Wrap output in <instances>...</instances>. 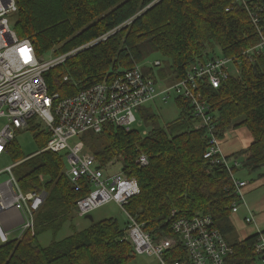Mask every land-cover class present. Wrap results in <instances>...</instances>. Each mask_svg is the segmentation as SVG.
I'll return each mask as SVG.
<instances>
[{
    "label": "trees",
    "instance_id": "obj_1",
    "mask_svg": "<svg viewBox=\"0 0 264 264\" xmlns=\"http://www.w3.org/2000/svg\"><path fill=\"white\" fill-rule=\"evenodd\" d=\"M264 6V0H247ZM16 14L11 26L19 39H28L38 56L58 57L74 50L63 64L44 74L50 94L61 99L78 94L135 64L160 58L161 79L177 82L196 63L220 55L234 59L236 71L217 89H202L215 117L221 141L229 130L245 128L249 146L227 158L241 159L242 168L264 179V50L246 51L261 42L243 5L236 0H14ZM264 35V9L260 13ZM88 47L87 49H84ZM151 74L146 71L145 74ZM67 77V80H64ZM179 117L160 125L147 110L144 129L106 124L99 133L87 131L80 137L96 168L108 177L122 173L136 181L139 194L125 206V212L142 225L153 240L173 238L171 223L176 218L209 216L221 232L231 230L232 204L237 200L227 171L203 158L208 148L205 129H195L191 108L176 99ZM148 106V105H147ZM145 107V106H144ZM27 131L40 142L37 152L24 156L16 142L6 154L23 167L15 178L23 193L45 191L47 197L34 215V234L23 232L0 245V264H127L134 257L127 230L110 218L77 230L41 246L39 234L56 235L66 222L77 216V201L86 191L75 192L64 154L45 151L48 136L38 123ZM37 131V132H35ZM143 131H146L143 134ZM140 156L148 164L138 165ZM119 165L116 173L111 170ZM172 212L175 216L172 218ZM78 217V216H77ZM79 218V217H78ZM86 218V217H84ZM264 232V230H263ZM257 235L230 246L226 264H261L254 252ZM169 261L186 262L185 251L176 244Z\"/></svg>",
    "mask_w": 264,
    "mask_h": 264
},
{
    "label": "built area",
    "instance_id": "obj_2",
    "mask_svg": "<svg viewBox=\"0 0 264 264\" xmlns=\"http://www.w3.org/2000/svg\"><path fill=\"white\" fill-rule=\"evenodd\" d=\"M236 1L243 5L262 39L259 45L243 54L263 51L260 13L264 6L248 3L247 0ZM16 11L14 0H0V121H4L0 127V158L6 154L16 134L27 131L30 121L37 118L48 136L44 150L64 154L67 175L75 192L86 191L76 203L78 217H87L113 202L127 216L123 240L131 243L135 255L154 257L157 264H226L232 248L209 216L176 218L171 223L173 238L153 240L149 233L143 231L142 225L125 212L128 202L139 194L136 181L122 173L104 176L79 139L87 131L99 133L106 124L130 131L137 123L136 113L141 107L151 105L156 100L166 103L171 98L183 99L191 108L194 128L207 131L208 148L203 158L212 165L223 167L231 178L237 195L231 212L238 213L240 204L247 207L242 190L248 182L234 177V172L242 167V163L222 153L221 141L216 135L215 117L202 93L206 86L217 89L232 71H236L238 64L234 59L215 57L204 63H196L177 82L154 75L153 71L160 67V61L142 66L135 64L129 70L106 77L76 95L61 99L59 94L49 93L44 74L63 64L79 49L58 57L38 56L32 43L28 39H19L12 29L11 19ZM22 50H26V53ZM25 55L30 57L28 62H25ZM146 71H151V74H145ZM70 141L73 143L70 144ZM137 163L145 167L148 161L145 156H140ZM6 172L9 178L0 183V245L9 241V233L14 230L7 227L9 222L3 219L4 215L10 212L19 215L20 232L33 235L34 215L47 197L45 191L23 193L12 175L11 167ZM247 212L245 223L255 225L252 212L249 209ZM174 216L172 212V218ZM256 235L254 252L260 258V263L264 264V232L258 231ZM176 244H180L185 251L186 262L169 261V251Z\"/></svg>",
    "mask_w": 264,
    "mask_h": 264
},
{
    "label": "rangeland",
    "instance_id": "obj_3",
    "mask_svg": "<svg viewBox=\"0 0 264 264\" xmlns=\"http://www.w3.org/2000/svg\"><path fill=\"white\" fill-rule=\"evenodd\" d=\"M48 56L53 55L51 52L46 54ZM220 52L218 48L214 47V52L210 56H219ZM160 57L158 55H153L150 59L145 60L142 63H139L140 66L146 64H152L155 60H158ZM154 75L160 78V71L158 68H155L153 71ZM143 114H146V111H152L159 120L160 125H165L176 120L179 117V108L177 107L175 100L171 98L166 103L156 100L153 104L143 107ZM137 123L134 124L133 129H144L145 125L143 119L140 118L139 113H136ZM35 118L33 121H30V126H34L38 123ZM4 124V121H0V127ZM43 128V127H42ZM37 132V131H35ZM16 142L20 147L22 154L24 156L31 155L38 151L40 142L35 139V135L31 131H21L16 134ZM251 142V137L245 128H239L238 130H229L224 135V138L221 140L220 148L222 153L225 155L237 154L245 150ZM73 141H70L72 144ZM240 161H242L239 158ZM20 162L15 163L10 160L7 156L0 158V183L4 182L9 178V174L6 172L8 167H11L12 175L16 178L21 172L23 167H19ZM119 168V165H116L111 172L116 173ZM234 177L236 179L248 182V185L242 190V195L247 207L250 209L252 214L255 216V220L261 229H264V179L259 178V173H249L244 168H239L234 172ZM248 215L245 207H242L240 204L238 207V213L231 214L230 225L231 230L225 231L222 233L226 243L229 246L234 245L237 242L243 241L251 235L257 234V228L253 224H246L244 218ZM88 218H74L66 222L61 230L53 235L50 231L39 234L36 241L39 242L41 246H48L53 241H59L72 234L70 225L76 227V229L82 230L88 228L94 223H97L102 220L113 218L117 220L120 226L124 227L125 223H128L126 214L120 209L119 206L113 202L108 203L101 208L93 211ZM3 219L9 223L16 224L20 222L19 218H14L11 214H7ZM14 234L11 238H19L21 231V225L15 228ZM261 232V231H260ZM10 239V238H9ZM127 264H157V260L154 257L147 255L138 256L134 255Z\"/></svg>",
    "mask_w": 264,
    "mask_h": 264
},
{
    "label": "crops",
    "instance_id": "obj_4",
    "mask_svg": "<svg viewBox=\"0 0 264 264\" xmlns=\"http://www.w3.org/2000/svg\"><path fill=\"white\" fill-rule=\"evenodd\" d=\"M225 156H229V155H227V154H225ZM247 209H249L248 207H246V211H247ZM249 211H250V209H249ZM251 212V211H250ZM7 214H11L14 218H19L20 219V217H19V215H16L15 213H12V212H10V213H7ZM7 214H5V215H7ZM4 215V216H5ZM253 216H254V214H253ZM254 218H255V216H254ZM17 226H20V222H17L16 224H13V223H7V227L9 228V229H15ZM255 227L257 228V232L258 231H263L264 229H261L260 228V226L257 224V222H256V220H255Z\"/></svg>",
    "mask_w": 264,
    "mask_h": 264
},
{
    "label": "snow or ice",
    "instance_id": "obj_5",
    "mask_svg": "<svg viewBox=\"0 0 264 264\" xmlns=\"http://www.w3.org/2000/svg\"><path fill=\"white\" fill-rule=\"evenodd\" d=\"M26 53V50H22ZM30 59V57H28L27 55H25V62H28V60Z\"/></svg>",
    "mask_w": 264,
    "mask_h": 264
},
{
    "label": "water",
    "instance_id": "obj_6",
    "mask_svg": "<svg viewBox=\"0 0 264 264\" xmlns=\"http://www.w3.org/2000/svg\"><path fill=\"white\" fill-rule=\"evenodd\" d=\"M87 48H88V47H85V48H83V50H84V49H87ZM86 218H88V219H89L90 217H89V216H87Z\"/></svg>",
    "mask_w": 264,
    "mask_h": 264
}]
</instances>
